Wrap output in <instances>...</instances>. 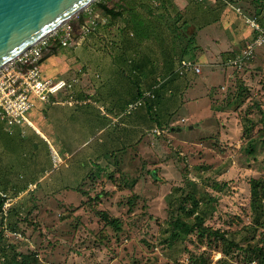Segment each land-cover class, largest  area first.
<instances>
[{"label":"rangeland","instance_id":"rangeland-1","mask_svg":"<svg viewBox=\"0 0 264 264\" xmlns=\"http://www.w3.org/2000/svg\"><path fill=\"white\" fill-rule=\"evenodd\" d=\"M239 1H222L236 3L242 23L227 32L220 55L200 58L221 39L203 43L187 32L197 73L180 77L186 86L175 106L149 114L145 130L133 113L139 137L129 132L113 159L96 157L113 155L121 131L91 106L58 136L45 134L60 156L74 149L66 160L29 141L24 151L16 142L0 147V165L13 172L47 169L33 190L15 187L8 219L17 230L0 222V264L13 253L32 264H264V0ZM41 114L33 110V124ZM251 179L259 180L254 199Z\"/></svg>","mask_w":264,"mask_h":264},{"label":"crops","instance_id":"crops-1","mask_svg":"<svg viewBox=\"0 0 264 264\" xmlns=\"http://www.w3.org/2000/svg\"><path fill=\"white\" fill-rule=\"evenodd\" d=\"M222 1H92L90 3L91 7L89 4L87 5L90 9L84 10L83 8L77 16L70 20L72 22V35L69 43L52 47L48 53L43 54L40 60L45 75L66 81L73 80L72 92H69L71 90L62 89L46 101L35 100L33 110L37 108L43 113L40 116L43 119L40 120L41 124L36 121L39 118L33 117L37 124L34 123L37 130L24 124L5 128L3 122L0 121L1 151H8V149L13 148L12 142L18 143V148H22L24 151L26 150V142L29 141L32 150L37 151L41 146L46 153L50 152L51 149V157L54 151L59 160H66L72 155L74 149L63 151L62 156H60L58 149L56 151L51 139H48L46 135L52 137L55 133L58 136L62 133L64 127L80 120L81 115L87 112V108L84 109L85 107L91 106L95 109L96 119H99L100 113L104 111L105 114L102 116L113 120L118 130L121 131L123 139L121 144L116 145L114 148L113 155L109 156V151L105 150L102 153H106L104 156L96 157L100 160L107 158V156L113 159L115 152L126 150L131 136L129 132L135 134L136 138L139 137L134 125H140L141 123L143 127L140 128L139 126L138 132L145 130L146 120L148 121L149 118L147 119L144 113L145 108L143 105L148 95H155L156 93L161 96L163 100L160 99V102L151 104L157 117L161 110L163 111L162 114L166 116L168 110L171 111L172 107L175 106L178 96H181L184 92L183 89L186 84L183 79L180 80V77L188 72V74L197 73L198 66L195 64H198V62L192 60V54L189 52L193 49V42L190 41L195 34L203 43L215 42L221 39L212 47L210 45V49L202 52L199 55L200 58L206 59L205 56L208 57L209 52L215 56V53L220 55L224 51L219 48L228 43L224 39L225 35L228 34V31L237 29L242 22L241 17L238 19L236 11L232 8L240 1L233 0L236 3L231 2L229 6ZM239 7H243L242 3L239 4ZM89 18L90 22L88 21ZM169 19L173 22H168ZM236 19H238L237 22ZM249 22L252 24L251 20ZM178 23H181L182 26L180 31L178 30L180 24ZM93 24L94 27H92ZM187 32H190V41L188 38L185 39ZM203 53H205V56ZM44 62H47V64ZM193 67H196V69L194 70ZM137 100H140V104L135 106L133 112H138V116L145 118L144 122L138 121L140 122L138 124L130 120L131 117L135 116H133V112L130 113V110L127 109L129 102ZM64 105L71 107V110H62ZM46 106L49 108L47 109ZM74 109L75 113H73ZM97 113L99 114L98 117ZM26 128L31 131L29 134H27ZM103 128L100 127L97 132ZM6 136H8L7 139ZM88 138H85L83 142L85 143ZM137 140L143 142L145 138L142 135ZM60 142L57 137V148H62L63 145ZM9 157L14 158L13 155ZM95 163H97L95 166H98V162ZM52 167L54 168V166ZM46 170L43 168L37 176L32 173L31 177L29 174L13 172L11 164L7 167L0 165V191L5 193L12 201L9 206H5V198L0 194V198H4L1 199V218L2 214H6L11 205H14L13 203L18 197L15 189L33 190L31 187H36L38 183L40 184L45 179L42 178L44 176L42 173ZM49 171L51 172V169ZM10 173L15 175L16 185L11 186ZM16 180H13V182ZM17 185L23 187L19 188ZM3 229L9 228L5 227ZM9 230L16 231L17 229Z\"/></svg>","mask_w":264,"mask_h":264},{"label":"built area","instance_id":"built-area-1","mask_svg":"<svg viewBox=\"0 0 264 264\" xmlns=\"http://www.w3.org/2000/svg\"><path fill=\"white\" fill-rule=\"evenodd\" d=\"M71 33L72 24L67 20L0 66V121L5 128L24 124L37 130L31 116L35 100L46 101L62 89L72 91L73 80L45 75L40 63L43 54L55 44L67 45ZM138 104L140 100L128 103L127 109ZM0 194L5 198L4 205L9 206L11 198L1 191Z\"/></svg>","mask_w":264,"mask_h":264},{"label":"water","instance_id":"water-1","mask_svg":"<svg viewBox=\"0 0 264 264\" xmlns=\"http://www.w3.org/2000/svg\"><path fill=\"white\" fill-rule=\"evenodd\" d=\"M94 0H0V66Z\"/></svg>","mask_w":264,"mask_h":264},{"label":"trees","instance_id":"trees-1","mask_svg":"<svg viewBox=\"0 0 264 264\" xmlns=\"http://www.w3.org/2000/svg\"><path fill=\"white\" fill-rule=\"evenodd\" d=\"M68 22H70L72 24V22L70 21V19L68 20ZM59 46L60 45L55 44L54 47H59ZM69 92H72V91H69ZM160 99L163 100L161 98V96L158 95V94H156V93H155V95H148V97L146 98V100H147L148 103L145 100V104L143 105V107L145 108L144 113L146 114L147 119L149 118V114L154 117V112L153 113L152 112L149 113L150 111L153 110V105L151 103L160 102ZM132 102H134V101H132ZM129 103H131V102H129ZM134 108L130 109V113L133 112ZM155 117H157V116H155ZM157 124L160 125L161 122L160 121H157ZM258 181L259 180L251 179V189L250 190H251V196L253 197V199H254V197L257 194V192H256V185H257ZM21 187H23V186H19V188H21ZM1 199H4V198H2V197L0 198V213L2 212V206H1L2 205V200ZM14 207H15V205L11 206L7 210L6 214H2V218H5L4 220L0 217L1 218L0 219V222L3 220L4 225H6L5 227H8L9 229H12V230L17 229V222H18L17 219H16V221L14 220L13 222H10L9 219H8V217L11 216V213L14 211ZM2 228H3V226L0 228V238H1V235H3L2 234ZM6 264H32V263H30L28 261L27 256H20V257H18L16 253H13L12 256H11V258H9V259L6 260Z\"/></svg>","mask_w":264,"mask_h":264}]
</instances>
